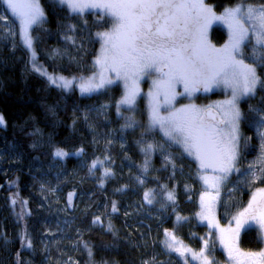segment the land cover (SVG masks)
<instances>
[{"label": "trees", "instance_id": "16d2710c", "mask_svg": "<svg viewBox=\"0 0 264 264\" xmlns=\"http://www.w3.org/2000/svg\"><path fill=\"white\" fill-rule=\"evenodd\" d=\"M240 2L264 0H207L216 10ZM40 3L45 20L33 27L38 60L61 75L93 73L98 33L110 29L112 19L95 11L74 13L56 0ZM210 31L216 43L226 35L215 24ZM32 65L17 21L0 0V112L5 119L0 127V264H35L53 251L75 257L78 264H181L163 247L165 228L195 251H202L207 240L205 254L213 264L224 259L217 234L197 219L200 182L193 160L149 125L144 99L118 107L123 94L118 83L82 95L51 84ZM257 74L264 80V67H257ZM240 105L244 167L260 149L264 127L257 128L253 110L264 109V88L258 85ZM13 171L14 192L6 183ZM244 172L237 175L244 185L235 191L239 203L254 186V181L244 184L249 180ZM147 192L152 203L144 198ZM228 194L231 208L239 206ZM59 237L65 243L55 245ZM239 244L248 250L263 245L253 226L241 232Z\"/></svg>", "mask_w": 264, "mask_h": 264}, {"label": "snow or ice", "instance_id": "6c2138e0", "mask_svg": "<svg viewBox=\"0 0 264 264\" xmlns=\"http://www.w3.org/2000/svg\"><path fill=\"white\" fill-rule=\"evenodd\" d=\"M19 18L24 44L32 47L29 30L41 23L44 12L38 0H6ZM74 12L87 8H99L115 21L109 32L98 33L103 39L100 56L96 59L101 71L79 83L81 93H91L112 85L116 81L106 73H114L116 80L124 82V96L120 104L133 105L140 94L139 82L145 77L151 80L148 92L150 120L169 139L182 144L184 151L193 156L201 170H211V177H203L210 188L218 190L220 181L233 170L237 159L238 128L244 119L236 103L240 97L253 95L257 86L264 88V80L257 74V67H264V6L256 8L243 2L225 8L217 14L204 0H60ZM225 24L229 31L228 41L220 48L208 39V31L214 23ZM251 22L250 27L246 24ZM252 39V64H246L242 49ZM260 55H257V51ZM52 84L70 89L73 80L50 77ZM220 85L232 89V99L225 101L224 119L216 121L211 107L199 109L184 105L160 115V109L173 108L177 97H191L201 89L211 91ZM182 88L183 91H178ZM119 107V105H118ZM256 112L254 123L264 127V109ZM211 117V119H209ZM0 116V125L4 124ZM223 125V127H221ZM224 127L228 129L224 131ZM264 138V132L259 133ZM151 148V145L147 146ZM56 155L67 153L57 151ZM92 167H96L93 162ZM108 173L106 172V175ZM260 197H252L247 208L233 217L228 229L220 228L212 215L215 197H201L203 219L211 228L218 229L220 243L229 251V257L237 264H264V251L240 253L234 247L240 232L254 222L264 229V189ZM151 193L145 200L152 203ZM167 198L173 199L171 193ZM71 199V196L69 197ZM114 210H115V206ZM178 219H180L178 217ZM234 223V227L232 226ZM175 237L168 247L181 255L187 251L175 246ZM209 242H204L200 256L203 264H213L205 255ZM91 255V253H90ZM243 257V259H241Z\"/></svg>", "mask_w": 264, "mask_h": 264}, {"label": "rangeland", "instance_id": "374dc122", "mask_svg": "<svg viewBox=\"0 0 264 264\" xmlns=\"http://www.w3.org/2000/svg\"><path fill=\"white\" fill-rule=\"evenodd\" d=\"M3 1H4L6 9H8V11H9L10 15L12 16V18H14L17 21V30L19 32V37H20V40H22V42L24 44L23 35H22L21 29H20L19 18L13 14V12H12V10L10 8H8L6 0H3ZM56 1L58 3H60V4H62L60 2V0H56ZM38 3L40 5L41 9L43 10V7L41 6L40 0H38ZM204 3L206 5H208L209 7H212L213 10L218 15L222 14L225 8H231V7H234L237 4H239V3H236V4H233V5H230L229 7H224V8H221L219 10H216L210 3H207V0H204ZM244 4L245 5H252V6L256 7V8L264 6V2L262 4H253V3L250 4V3H246L245 2ZM62 5L66 6L69 11H72L67 6V4H62ZM91 11L99 12L101 14L104 13V14L108 15L112 19V23H111L112 26L110 27V29L104 30L102 33L111 31V29L114 26L115 21L109 14H107L102 9H99V8H87V9H85L82 12H74V11H72V12L77 13V14H81V13L91 12ZM44 20H45V18H43L41 23H39L37 25H33V27L39 26L40 24H43ZM214 24L217 25V26H221L224 29V31L226 32V35H225L224 39L221 41V43H216V42H214V40L211 37V31H208V39H209V41L213 45H215L217 48H220L228 41L229 31H228V28H227V26L225 24H222V23H219V22L214 23ZM250 24H251V22L246 24V27H250ZM33 27L29 30V35L31 36V39H32V47L28 48L24 44L25 47L27 48V50L30 53V61L33 64L32 65L33 69L36 72H39L40 74H43L45 76V78L47 79V81L50 82V83H51L50 77H53V76H55V77H64V78H66L68 80H73L74 81L72 87L70 88V90L75 88L82 95L94 93V92L81 93V91L79 89V83L81 82L82 79H87L89 77H92L94 74H99L101 69H100L99 65L96 64V60H95V70H94V72L90 73V74H87V75H84V76H74V75L73 76H66L64 74L61 75L59 73H56V72H53V71H49L48 69L46 70L44 65L42 64V62L38 60L37 51L34 49L35 40L33 39ZM99 37H100V45H99L100 48H99V50L97 52V55L95 57L96 59H97L98 56H100L102 45H103V39L101 38V36H99ZM249 37H250L252 42L251 43H246V46L242 49V52L244 53V55L237 57L238 59H244V62L246 64H252V62H249L248 59H247V58L251 59L250 57H251V54H252V44H254V39H252L251 31L249 32ZM257 55H260V51L259 50L257 51ZM106 75L109 76L111 79L116 81L112 85L118 83L121 86L123 94H122V97L120 98V100L118 102L119 107H122V106L123 107H128L129 105L120 104V101L122 100V98L124 96V92H125L124 82L122 80H116V77H115L114 73H106ZM154 78H155L154 76L153 77H145V78L140 80V82H139L140 94L136 97V101H135V103H136L137 100H138V97H142L144 99L145 107L147 109V118L149 120V125H151V126H152V124H151V120H150V108H149L148 92H149V89L151 87V80L154 79ZM144 80H145V82H143ZM53 85H55V84H53ZM112 85L107 86V88L111 87ZM55 86H57V85H55ZM107 88L105 87L104 89L106 90ZM67 90H69V89H67ZM100 90H102V89H100ZM213 90H215V91H213ZM97 91H99V90H97ZM102 91H104V90H102ZM178 91L182 92L183 89L182 88H178ZM210 92H211V94H209ZM246 97H248V96L240 97L238 99V101L236 103V106L239 108V110H240V107H241V105H240L241 101L245 100ZM230 99H232V89L229 86L220 85L218 87H214L211 91H208V92H205V91H203L201 89L199 92L193 93V95L191 97H188V96L177 97L176 101L174 102V107L173 108H168V109H165V108L162 107L160 109V115L161 116H167L169 114V112L174 110L175 108H180V107H182L184 105L192 104V105H195L199 109H206L209 106H212L211 108H214L216 110L217 115L220 117V120H223L224 119L223 113L226 110V106H225L224 102L228 101ZM133 105H131V106H133ZM0 116H2L1 112H0ZM3 118H4V116H3ZM4 121H5V119H4ZM4 124H2V125H4ZM2 125H0V127ZM239 125H240V123H239ZM221 127H223V125H221ZM155 128L160 130V132L162 133L163 137L166 140L169 141L171 146H176L178 149L182 150V152H184L189 157V159L193 160V163H194V166H195L194 168H195V171H196V174H197V178H198V181L200 182V190L197 191L198 193H197V199H196V202L198 203L197 219H198V222H200L202 224H205L207 227H209V229L211 231H214L215 234H217V237L219 239L220 233H219L218 229L211 228L209 226L208 220L203 219L202 216H201V213L204 211V208L202 207V203H201V197L205 196V202H207V194H211L212 196L215 197V201H214V203L212 205V215L214 216L215 222L218 223L220 228L228 229L229 226H230V222L233 221V217L236 216L238 213L244 211L245 208H247L249 202L252 200V197L254 195H256L259 198L261 194H260V192L258 190L264 189V138L261 137V139H260V142H259L260 149H259L258 153L248 157L249 158L248 162L246 164H244V167L246 168V171L244 172V167H241V165H240V160H241L240 156H242L241 147H240V145L242 144L241 143L242 135H241V127L239 126V128H238L237 159H236V161L234 163L233 170L230 173H228L220 181V183L218 184V190H216V189L210 188L209 185L206 184L204 179H203V177H205V176L211 177L213 175L212 171L210 169L207 170V171L201 170L200 167H199V162L193 156H189L184 151V148H183L182 144L177 143V142L169 139V137L165 136L164 132L158 126H155ZM224 131L227 132L228 129L226 127H224ZM261 132H264V128H263V130ZM94 162H96V166H97L98 162L97 161H94ZM92 165H93V163H92ZM92 168L94 169V167H92ZM15 172L13 171V173H11L12 176H10L9 178L6 179L7 186L13 192H14V190L16 191L17 186H18V182L16 180L17 175L14 174ZM242 172H244L243 175H245L247 177V179H249L248 182H245L244 184L247 183V185L249 186L251 184V182L254 181V186H251L249 188V192H248V194H247V196H246V198L244 200V203H241V202L239 203L238 199L236 198L238 196V194L235 193V191H237L238 186H240V184L243 185V181L241 182L242 177L237 179L238 173H242ZM261 178H263L262 183H260V185H258V184L255 185V183H257L258 181L260 182ZM228 192H231V195L233 196L232 197V201H233L232 203H235V204L239 205V206L236 205L237 207L234 208V209L231 208V205H232L231 204V199L229 200L230 202L228 201V199L230 198ZM22 203H23V206H26V200H23ZM227 206H228V208H227ZM232 226L234 227V223H232ZM251 226H253L257 230V232H259L263 245H262L261 249H259V250H248V249H245L241 244H239L240 237H241V232L243 231L242 230L240 232L238 240L234 244V247L236 249H238L240 253H249V252H257L258 253L260 251H264V229H262L258 224L254 223V222L250 225V227ZM161 233H163V238H162V241H164L163 247H165V249L167 251H169L170 255H173L176 258V262L177 263L179 262L181 264H203L202 258L200 256L201 251L200 250L199 251H195L190 246H187L186 243L178 235H176V233H175V231L173 229L165 228V229H163L161 231ZM172 237H175L174 243H175L176 247H179L181 249H184V250L186 249L187 250L186 251L187 252L186 255H181V254L180 255L179 254L178 255H174L172 253L173 250L168 247V243L172 242ZM27 242L30 243L29 241H27ZM52 242L55 245H58L59 242L65 243L60 237H59V239L53 240ZM219 244L222 247L224 259H221L218 262V264H237V261L230 259L228 249H226L220 243V240H219ZM45 248H46V246H45ZM77 248L79 250L80 244L78 245ZM53 252L55 253V255H52L53 253H51L49 256L48 255H42L41 257H37L35 259V264H78V262L76 261V258L73 257V256H68L64 252H57V251H53ZM85 252H86L87 256L90 253L92 254V251H91L90 248H88V251H86V247H85ZM208 259L210 260L209 257H208ZM241 259H243V257H241ZM79 264H84V263H80L79 262Z\"/></svg>", "mask_w": 264, "mask_h": 264}, {"label": "water", "instance_id": "95a60500", "mask_svg": "<svg viewBox=\"0 0 264 264\" xmlns=\"http://www.w3.org/2000/svg\"><path fill=\"white\" fill-rule=\"evenodd\" d=\"M208 109V108H207ZM211 116H214L215 117V120L216 121H218V116H217V114H216V111L214 110V108H211ZM210 119H211V117H209ZM181 250H184V249H181ZM172 253L174 254V255H180V253L179 252H176V251H172ZM184 255H186V251L184 252Z\"/></svg>", "mask_w": 264, "mask_h": 264}, {"label": "flooded vegetation", "instance_id": "af4514ba", "mask_svg": "<svg viewBox=\"0 0 264 264\" xmlns=\"http://www.w3.org/2000/svg\"><path fill=\"white\" fill-rule=\"evenodd\" d=\"M212 26H213V25H212ZM210 30H211V28H210ZM210 30H209V31H210ZM143 82H145V80H144ZM213 91H215V90H213ZM213 91H212V92H213ZM209 94H211V92H210ZM209 94H208V95H209ZM138 98H139V97H138ZM137 101H138V100H137ZM215 111H216V110H215ZM216 113H217V112H216ZM217 116H218V115H217ZM209 119H210V118H209ZM218 121H221L219 116H218Z\"/></svg>", "mask_w": 264, "mask_h": 264}, {"label": "bare ground", "instance_id": "6f19581e", "mask_svg": "<svg viewBox=\"0 0 264 264\" xmlns=\"http://www.w3.org/2000/svg\"><path fill=\"white\" fill-rule=\"evenodd\" d=\"M217 114V113H216Z\"/></svg>", "mask_w": 264, "mask_h": 264}]
</instances>
